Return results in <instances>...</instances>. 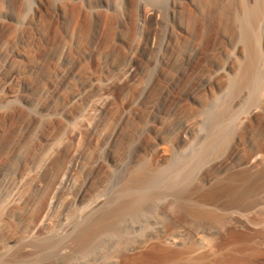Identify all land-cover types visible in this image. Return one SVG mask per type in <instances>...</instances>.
Segmentation results:
<instances>
[{
	"label": "rangeland",
	"instance_id": "rangeland-1",
	"mask_svg": "<svg viewBox=\"0 0 264 264\" xmlns=\"http://www.w3.org/2000/svg\"><path fill=\"white\" fill-rule=\"evenodd\" d=\"M0 264H264V0H0Z\"/></svg>",
	"mask_w": 264,
	"mask_h": 264
},
{
	"label": "bare ground",
	"instance_id": "bare-ground-1",
	"mask_svg": "<svg viewBox=\"0 0 264 264\" xmlns=\"http://www.w3.org/2000/svg\"><path fill=\"white\" fill-rule=\"evenodd\" d=\"M251 15H252V11L251 10H246L245 13L240 18V22L245 27V30L250 25L249 20H250ZM221 130H222L221 128L218 129L217 133H213V135L211 136V143H212V145L217 144L218 137H219V134H220V131Z\"/></svg>",
	"mask_w": 264,
	"mask_h": 264
}]
</instances>
